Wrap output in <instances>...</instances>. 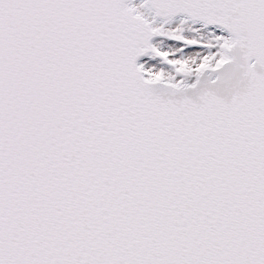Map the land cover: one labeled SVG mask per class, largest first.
<instances>
[{"label": "snow or ice", "instance_id": "obj_1", "mask_svg": "<svg viewBox=\"0 0 264 264\" xmlns=\"http://www.w3.org/2000/svg\"><path fill=\"white\" fill-rule=\"evenodd\" d=\"M0 264H264V0H0Z\"/></svg>", "mask_w": 264, "mask_h": 264}]
</instances>
